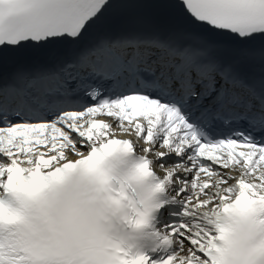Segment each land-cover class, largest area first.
I'll list each match as a JSON object with an SVG mask.
<instances>
[{"label": "snow or ice", "instance_id": "snow-or-ice-1", "mask_svg": "<svg viewBox=\"0 0 264 264\" xmlns=\"http://www.w3.org/2000/svg\"><path fill=\"white\" fill-rule=\"evenodd\" d=\"M118 144L173 169L161 212L191 264H255L222 224L239 206L264 221V0H0V203ZM11 228L0 264H59Z\"/></svg>", "mask_w": 264, "mask_h": 264}, {"label": "clouds", "instance_id": "clouds-1", "mask_svg": "<svg viewBox=\"0 0 264 264\" xmlns=\"http://www.w3.org/2000/svg\"><path fill=\"white\" fill-rule=\"evenodd\" d=\"M133 152L125 144L77 152L75 160L67 158L73 167L61 176L8 194L0 203V222H11L25 255L31 256L35 245H51L59 264H150L158 251L173 248L179 250L163 264H191V250L160 226L161 209L176 198L173 169L156 164L155 157L145 159L143 150L136 153L144 159L130 162ZM231 199L235 204L239 196L233 193ZM216 207L223 212L222 202ZM222 229L225 246L243 241L255 264H264V221L239 206L224 213ZM217 264H224L223 252L217 253Z\"/></svg>", "mask_w": 264, "mask_h": 264}]
</instances>
